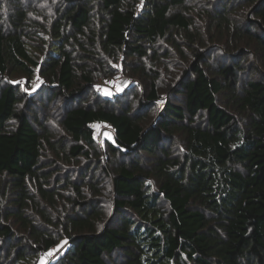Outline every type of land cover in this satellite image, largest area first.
Segmentation results:
<instances>
[{"label":"trees","instance_id":"16d2710c","mask_svg":"<svg viewBox=\"0 0 264 264\" xmlns=\"http://www.w3.org/2000/svg\"><path fill=\"white\" fill-rule=\"evenodd\" d=\"M62 244L264 264V0H0V264Z\"/></svg>","mask_w":264,"mask_h":264},{"label":"rangeland","instance_id":"374dc122","mask_svg":"<svg viewBox=\"0 0 264 264\" xmlns=\"http://www.w3.org/2000/svg\"><path fill=\"white\" fill-rule=\"evenodd\" d=\"M117 70H118V74H117V76H119V78L121 79V84L120 85H122V86H120V85H118L119 87H116L115 89H113L114 87L112 86L113 85V83L112 82H110V81H108L107 83H106V88H105V86L103 85H99V86H97L96 87V90L99 92V93H101V94H103V93H108V94H111L112 93V89L115 91V93H120V92H122L123 90H124V88L125 87H127V86H129V85H127V86H125V87H123L124 85H126V82H127V79H130V80H132V82H136L134 79H132V78H129V77H125L122 73H121V71L119 70V68H118V66H117V64H116V67H115ZM121 74H122V76L124 77V78H127V79H124L122 76H121ZM124 80V82H122ZM124 84V85H123ZM132 84H134V83H132ZM131 85V84H130ZM123 87V88H122ZM129 99H131V98H127V99H125L124 101H128ZM96 132H97V137H99V136H101V137H104V138H106V139H111L112 138V130L109 128V127H107V126H104V125H99L98 127H96ZM62 248H63V244L60 246H58V247H55V248H53L49 253H47L48 254V257H43V255H42V261L39 263V264H46L47 263V261L49 260V259H54V258H57L58 257V255L62 252Z\"/></svg>","mask_w":264,"mask_h":264},{"label":"built area","instance_id":"2783aa9c","mask_svg":"<svg viewBox=\"0 0 264 264\" xmlns=\"http://www.w3.org/2000/svg\"><path fill=\"white\" fill-rule=\"evenodd\" d=\"M121 76H122V74H121ZM123 77V76H122ZM124 78V77H123ZM124 79H127V78H124ZM110 82H112L113 83V89H115L116 87H119L118 85H120L121 84V79L119 78V76H115L114 78H112V79H110L109 80ZM122 82H124V80L122 81ZM132 83H134V82H132V80H130V79H127V82H126V85H124L123 87H125V86H127V85H130V84H132ZM104 86H105V88L107 87L106 86V83L105 84H103ZM102 85V86H103ZM120 86H122V85H120ZM122 87V88H123ZM112 89V93H114L115 91ZM157 108H158V111H160L161 109H162V103L161 102H157ZM97 139H99V137L97 138ZM44 257V256H43Z\"/></svg>","mask_w":264,"mask_h":264}]
</instances>
